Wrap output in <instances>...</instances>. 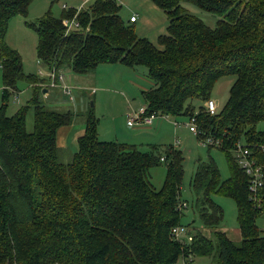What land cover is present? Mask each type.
<instances>
[{
    "label": "trees",
    "instance_id": "trees-1",
    "mask_svg": "<svg viewBox=\"0 0 264 264\" xmlns=\"http://www.w3.org/2000/svg\"><path fill=\"white\" fill-rule=\"evenodd\" d=\"M150 1L167 22L155 43L136 35L134 21L124 22L114 0L63 5L56 17L47 11L25 21L36 35V60L49 75L41 79L23 72L21 55L5 42L9 19L25 17L32 0H0V264H264V230L257 223L264 217V131L256 129L264 121V0ZM190 8L215 16L214 25ZM70 19L77 26L66 31ZM102 64L144 67L143 115L193 117V136L223 154L227 177L210 157L198 159L190 202L181 200L182 150L168 145L143 152L100 139L98 119L89 106L76 107L69 90L75 88L63 77L86 76ZM226 76L233 77L227 98L209 113L210 90ZM20 81L29 84L30 98L6 115ZM46 81L58 92L42 88ZM61 94L70 99L65 105L56 101ZM73 123L83 132L70 152L57 145V132ZM241 161L257 175L246 173ZM160 163L165 174L155 188L148 172ZM216 196L235 204L238 241L220 230ZM188 205L208 236L193 220L181 224ZM180 226L188 231L175 235Z\"/></svg>",
    "mask_w": 264,
    "mask_h": 264
},
{
    "label": "rangeland",
    "instance_id": "rangeland-1",
    "mask_svg": "<svg viewBox=\"0 0 264 264\" xmlns=\"http://www.w3.org/2000/svg\"><path fill=\"white\" fill-rule=\"evenodd\" d=\"M120 5L119 14L124 22L129 23L128 17L133 15L136 19L132 23L135 33L138 37H143L152 43L159 34H163L166 25V18L162 10L152 4L150 0H114ZM79 0H32L28 6V12L25 17L14 16L9 19L5 35V42L8 46L18 51L22 59V69L25 74H34L39 78L47 79L46 75L39 76L38 68L35 58L36 35L33 31L25 27L24 22H35L45 12L49 11L53 16H58L62 5L77 6ZM193 12L203 20L208 26H213L216 17L195 9ZM145 68L137 66L134 69L126 68L119 64H102L94 71L86 75V79L92 81L93 75L95 84H93V92L84 89L77 90L70 89L75 95V101L78 102L76 107L83 110V107L90 108L91 112L98 119L97 133L102 140H114L111 137V130L116 134L115 138H119L116 130L127 135V141L133 142L138 149L143 152L148 151L149 148L155 147L161 152L165 146L172 145L177 149L182 150L184 157L183 161V176L180 183V198L190 202L191 192L189 190V180L195 170L198 159L206 160L210 157L216 164L221 178L227 177V168L225 158L221 152L216 149L209 151L205 146L201 145L193 134L186 129L182 124L184 118L180 117L176 120L177 125L174 127L169 120L156 117L151 124L141 126L140 134L131 135L133 131L125 124L127 113L136 111L140 106H143V101L140 96V90L149 87V82L144 76ZM37 72V73H36ZM66 79V76L64 77ZM233 77L226 76L216 80L210 90V98L219 108L227 98L228 88ZM49 81L41 84L42 88L51 87ZM92 85V82H88ZM72 87L74 85H71ZM75 88V87H74ZM17 93L9 95L6 101L5 114L11 115L22 105H25L30 98L31 89L29 84L25 81H20L17 84ZM77 90V91H76ZM55 93L56 88H50L49 93ZM83 91V92H82ZM46 92V91H45ZM53 97V96H51ZM51 97L44 98L52 100ZM55 97H53L54 99ZM69 98L66 95L56 99L62 104L68 103ZM0 100H1V75H0ZM90 101L92 105L89 104ZM200 102L194 100L195 107ZM1 104V103H0ZM63 107V106H58ZM25 126L31 130L32 126V110L29 109L25 116ZM128 127V128H127ZM257 130L264 131V121L256 125ZM111 138V139H108ZM117 140V139H115ZM119 141V140H117ZM241 145L243 141L241 140ZM149 181L153 187L159 188L163 182L165 167L163 163L149 169ZM214 201L221 207L223 213L222 224L224 227L234 229L236 225V209L234 202L229 198L214 197ZM193 220L192 226L194 228L203 229L198 224L197 216L192 213L190 206L182 211L181 224L186 225ZM258 225L264 227V217L257 221ZM264 230V228L262 229ZM205 263L207 260L204 259Z\"/></svg>",
    "mask_w": 264,
    "mask_h": 264
},
{
    "label": "crops",
    "instance_id": "crops-1",
    "mask_svg": "<svg viewBox=\"0 0 264 264\" xmlns=\"http://www.w3.org/2000/svg\"><path fill=\"white\" fill-rule=\"evenodd\" d=\"M79 3H80V1H79ZM65 6L67 7V5H65ZM68 6H70V5H68ZM77 6H76V8H77ZM190 10L191 11H194V9H191V8H190ZM135 21H136V19H134V22ZM36 63L39 66L37 60H36ZM45 70L46 69H43L42 67L39 66V68L37 70L38 71V75L39 76H42V74H43V75H46L48 77L49 75H48L47 71H45ZM65 76H66V79H63V84L66 85V86H69V87L71 85H74L73 87H75V89L76 88L79 89V90L81 88L90 89V88H93L94 87L93 84H95L94 75H93L92 81L86 79V76L69 74L68 72H66L64 74V77ZM88 82H92V85L88 84ZM145 89H147V88H145ZM140 91H143V90H140ZM129 129L133 131L132 134H129L133 138L135 137V135L140 134L141 131H142L141 126H133V127H129ZM82 132H83V126L81 124H79V123H73V124H70L69 126H64V127L60 128L58 130V132H57V145L59 147H61V148L68 149L70 152L74 151L75 148H76V139H77L78 136H80L82 134ZM116 132H117V135H118L119 138H115L116 137V134L114 132H112V130L110 132L111 133V137H113L114 139L119 140V142L133 144V142H131V141L129 142L127 140H123V139H126L125 137H127V135L121 134L117 130H116ZM98 137H99V135H98ZM108 139H111V138H108ZM260 228L263 229L264 227H262L260 225ZM220 230L223 231L225 233L226 237L228 239L232 240V241H238L240 239V233H239V230H238L237 227L234 228V229H229L227 227L222 226L220 228ZM199 231L204 236H208L209 235V232H210V229L203 228V229H200ZM203 261H204V259H202L200 261V264H204L205 262H203Z\"/></svg>",
    "mask_w": 264,
    "mask_h": 264
},
{
    "label": "built area",
    "instance_id": "built-area-1",
    "mask_svg": "<svg viewBox=\"0 0 264 264\" xmlns=\"http://www.w3.org/2000/svg\"><path fill=\"white\" fill-rule=\"evenodd\" d=\"M80 3L77 6V9L80 8L87 0H79ZM63 6V5H62ZM135 17L133 15H131L129 17L130 21H134ZM71 26H77V22L74 19H70L68 21H66V31L71 27ZM205 108L206 111H208L209 113H212L215 109V105L213 100H207L205 102ZM143 111H144V106H141L137 109V111H133L130 113H127L126 115V125L128 127H133V126H143L146 124H150L152 119L156 116H154L153 114H150L148 116L143 115ZM161 118L166 119V117L162 116ZM173 126H176L178 122H176L175 120L171 121ZM185 127L188 128V130L193 134H195L196 129H195V123H194V118L190 117L189 119L185 120L182 123ZM242 154H246V150H242ZM240 165L242 168L245 169L246 173H251L255 176L258 173V169H251V163L248 161H241ZM182 206H184V203L182 204ZM188 229L180 226L178 227V229H174L173 232L175 235L182 233V232H187Z\"/></svg>",
    "mask_w": 264,
    "mask_h": 264
},
{
    "label": "water",
    "instance_id": "water-1",
    "mask_svg": "<svg viewBox=\"0 0 264 264\" xmlns=\"http://www.w3.org/2000/svg\"><path fill=\"white\" fill-rule=\"evenodd\" d=\"M42 93H45V89H42ZM92 105V103H90Z\"/></svg>",
    "mask_w": 264,
    "mask_h": 264
}]
</instances>
